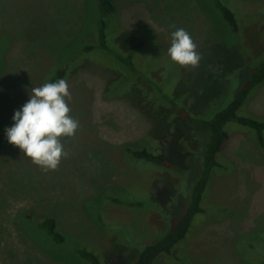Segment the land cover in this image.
Here are the masks:
<instances>
[{
	"label": "rangeland",
	"instance_id": "1",
	"mask_svg": "<svg viewBox=\"0 0 264 264\" xmlns=\"http://www.w3.org/2000/svg\"><path fill=\"white\" fill-rule=\"evenodd\" d=\"M220 2L236 14L238 35L211 0H112L106 41L117 55L132 53V74L110 55L79 54L94 40L97 0H0V264H89L75 254L79 244L100 250L102 264H132L133 246L157 241L183 216L205 145L173 104L209 120L248 81L264 49V0ZM178 28L197 44L198 68L168 55ZM72 62L64 79L80 130L63 140L70 155L59 169L44 172L8 142L5 129L32 89ZM237 116L264 121V84ZM224 130L229 142L215 158L202 213L173 249L180 258L155 264H264V131L260 145L246 127ZM128 147L149 148L169 163L132 160ZM45 219L55 221L62 243L39 229Z\"/></svg>",
	"mask_w": 264,
	"mask_h": 264
},
{
	"label": "trees",
	"instance_id": "2",
	"mask_svg": "<svg viewBox=\"0 0 264 264\" xmlns=\"http://www.w3.org/2000/svg\"><path fill=\"white\" fill-rule=\"evenodd\" d=\"M211 2L214 9L229 28L230 32L233 35H238L241 25L237 21L236 14L224 6L220 0H211ZM97 4L99 16L97 27H94V30H92L94 40L92 43L83 45L80 44L81 46L79 54L88 55L94 52H102L105 55L112 56L113 59L118 61V64L116 63L117 69L126 70L127 72H132V74H135L136 69L133 65L132 53L117 55L113 51L114 47L109 45L106 41L105 18L114 13L112 0H97ZM87 31H89V29L85 28V32ZM148 33L144 32L143 37L146 38V40L152 45L154 36L151 32L149 34ZM256 61L258 64H256L252 69L248 81L245 82L238 92H236L229 104L224 109L215 113L209 120H201L194 112L183 109V107H179V105L175 106V104H173L174 112L179 114L178 119L187 122L185 125L191 128L187 130L193 132L192 137H194V134H196L198 127V134L201 141H203L202 143L205 145V163L201 172V176L193 187L191 201L188 204L186 212L178 221H173L171 224L169 223L168 225L171 226L170 229L160 239H158L160 237L159 236L157 238L158 240L156 239L157 241H153L150 244L139 242V245L144 244L139 250L138 248L140 246H137L135 249L133 246L132 249L134 250V256L132 258V264H153V262L155 264L159 258H162V261L169 257H172L176 260L180 258V253H175L177 249H173L185 239L194 217L202 213L201 202H206V200H204V195L208 188L209 178L213 177V175H211L212 170L220 164L215 158L229 142V135L224 130V127L227 124L236 123L242 127L250 129L251 131L255 132L260 145L262 144L261 142L263 141L262 132L264 131V121L259 122L254 119L237 116L238 110L241 108L244 102H246L251 91L264 84V49L262 50L261 56ZM72 64L74 63L72 62L71 64H62L60 68H58L56 74L49 80V82H55L59 79H64L68 75L70 66ZM79 71L92 73L89 71V69L84 68L83 66L81 69H79ZM240 71L241 70L235 68L233 70L235 74L240 73ZM106 99H118L128 103V101L116 96H107ZM124 152L126 153L127 158L129 157L132 160L145 162L150 165L165 167L169 163L166 161L164 156L161 154H155L153 150L149 148L134 149L132 147H128L125 148ZM136 204L143 207L142 203L137 202ZM146 208L148 207L146 206ZM158 213L162 214L160 211ZM38 227L39 229L43 230L54 243L58 244L63 242L64 238L61 234H59L53 219H45L43 221L41 220V222L38 223ZM189 239L187 241H189ZM86 246H81V244H79L75 249V254L81 259L87 261L89 264H102L100 258H98V255H101L100 250L98 252L94 250L93 247L87 248Z\"/></svg>",
	"mask_w": 264,
	"mask_h": 264
},
{
	"label": "clouds",
	"instance_id": "3",
	"mask_svg": "<svg viewBox=\"0 0 264 264\" xmlns=\"http://www.w3.org/2000/svg\"><path fill=\"white\" fill-rule=\"evenodd\" d=\"M171 60L182 68H198L202 55L183 28L171 33ZM72 99L65 79L46 82L32 89L29 100L13 115L14 124L5 129L7 140L18 147L44 172L57 171L70 155L63 140L75 138L80 122L70 115Z\"/></svg>",
	"mask_w": 264,
	"mask_h": 264
}]
</instances>
